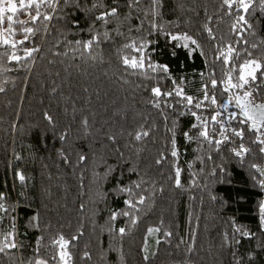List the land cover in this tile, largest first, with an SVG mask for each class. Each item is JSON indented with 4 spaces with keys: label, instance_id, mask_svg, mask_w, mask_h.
Listing matches in <instances>:
<instances>
[{
    "label": "trees",
    "instance_id": "1",
    "mask_svg": "<svg viewBox=\"0 0 264 264\" xmlns=\"http://www.w3.org/2000/svg\"><path fill=\"white\" fill-rule=\"evenodd\" d=\"M250 2L245 12L224 0H56L41 5L40 21L28 25L38 31L24 44H0V264H264V143L250 121L229 119L239 113L229 95L242 93L221 83L232 67L235 82L246 60L264 62V0ZM112 8L116 15L96 19ZM15 28L11 39L22 40ZM184 34L199 46L171 39ZM132 43L144 45L142 69L123 63L140 57L125 47ZM229 46L224 64L217 57ZM24 48L38 51L24 58ZM13 52L19 61L8 59ZM204 121L219 146L199 136ZM241 144L248 151L237 156ZM149 228L159 229V243L144 254Z\"/></svg>",
    "mask_w": 264,
    "mask_h": 264
},
{
    "label": "snow or ice",
    "instance_id": "2",
    "mask_svg": "<svg viewBox=\"0 0 264 264\" xmlns=\"http://www.w3.org/2000/svg\"><path fill=\"white\" fill-rule=\"evenodd\" d=\"M68 0H65V3H67ZM47 4L49 8H55L56 5V0H0V44L10 46L11 48L15 49L18 44H24L25 41L29 39L31 35H33L38 29L28 26L29 24H36L38 21H40V18L42 16V13L39 11L40 7L42 4ZM154 3H156V0H154ZM224 3L229 7L232 8L233 4H235L238 8H243L245 12H248L249 8L251 7V2L250 0H224ZM131 7V5H129ZM35 9V14L33 15L31 13L32 9ZM28 10V11H25ZM24 13L30 17L29 20H24L19 18L20 13ZM117 14V9L112 8L111 11L106 12L100 16H97V20H105L106 16H113ZM52 17L49 15H43V20H51ZM107 22V21H105ZM238 22L246 23V19L244 16H240L238 18ZM20 25V31L24 33V38L22 40H14L11 39V37H14L16 35V25ZM153 27H156V25H153ZM209 36H212L211 29L207 28V25H205ZM235 28V25H233ZM5 33H7V37H5ZM171 39L174 41H185L183 44V47L189 48V43L191 45H196L197 47L198 42L196 39L193 37L184 34V35H171ZM96 40V37H93L92 39L83 42V47L85 49H90L93 45V42ZM77 44H81V41H76ZM177 46H180L179 44ZM125 47L127 48H132L135 51L140 52V57H132L129 59L128 57L123 58V63L125 66L130 67L132 69H142L144 68V53H143V48L144 45H140V47H137L135 43L132 44H126ZM38 51L36 48L28 49L24 48V53L25 57L28 58L31 57L33 52ZM191 52L192 49H189ZM234 49L229 46L227 53L223 52L222 50L220 51V56L217 57V59H220L223 57V63L224 64H229L230 60L233 58L232 53ZM9 60H15L19 61L21 57L17 56L15 52H13L9 57ZM163 67V70L167 72V67L166 66H161ZM236 69L235 67H232L229 69V71L226 73L228 79L226 81H222L221 83L224 84V91L229 92L231 89H238L242 94L239 95H229V101L235 99V105L239 109V113H230L229 114V119H235L237 115L242 117L240 119L241 124H246L249 121L251 122L250 128L251 129H256L257 132L260 131L258 128V125H264V101L257 102L255 97L256 95H259L261 91H264V84H261L259 81L261 80V77H264V62L258 61L256 59H250L246 60L242 65L239 67V76L238 79L234 82L232 79V72H234ZM259 73V75H257ZM175 83V82H174ZM212 87L216 88L217 87V80L213 79L211 81ZM0 91H3L2 88H0ZM152 94L154 96H161V89L159 87H154L152 88ZM164 96H171V92H165L163 93ZM176 95L182 97V99H186L188 104L191 105L193 103V98L192 97H185L184 92L182 89L177 88L176 90ZM209 95L207 91H205L204 94V100H208ZM211 103L216 104L217 99L215 96L211 97ZM203 104V101H200L199 103L195 104L196 108H201ZM154 106L158 107V103H154ZM220 107L224 108L225 110L228 108V104L224 103L221 104ZM193 116H197L195 112L192 113ZM221 113L217 111L214 116L211 117L213 122L217 121V117H219ZM45 118L48 119L51 122V117H49L47 114H45ZM197 121H200V117L197 116ZM85 123H87L85 121ZM204 126L201 128L199 131V136L203 137L205 140H207L210 144L215 143L217 146H219L223 140H214L207 129V123L206 121L202 122ZM199 124H193L192 128H197ZM225 128L223 123H221V130H220V135L223 137V139H227V137L224 135ZM233 134L237 137L243 138V130H235L233 129ZM148 133L146 131L142 132H137L135 135L136 140H140L142 136H147ZM173 135H175V132L173 130ZM184 136L186 139L191 140L193 137L188 133L185 132ZM63 139V137H62ZM257 140L260 143H264V140L260 139V136L257 137ZM248 149L244 147L243 144L240 145L239 151H236V155L239 156L241 153L247 152ZM261 151L264 152V147L261 148ZM177 152L175 150V139L173 140V151H172V156H176ZM81 160H84L85 158L83 156L80 157ZM160 161H157L159 163ZM262 172V175H264V170H260ZM19 175V174H18ZM180 170L179 168L176 169V186L180 187ZM20 179H23L21 176ZM261 187L264 188V179L260 180ZM121 191H125V189H121ZM3 197L0 196V199ZM138 203H143V197L140 198ZM125 204L128 205L129 207H134L135 205L132 204L130 200H126ZM3 206L0 205V208ZM260 213H261V224L264 225V203H261L260 205ZM128 213H124V215H127ZM115 218V216L113 217ZM133 223H135V220H133ZM124 229L121 228L120 232L121 234L124 233ZM159 231L158 228H149L148 232L149 234L153 232ZM244 235H248L247 233H244ZM60 248H61V259L63 260L64 257L67 255L66 252L63 251V249L67 245V241L64 240L63 237L60 238V241H58ZM159 243V241H158ZM4 247H10V248H15L16 245L15 243L11 244H5ZM4 248L0 247V251H3ZM147 259V257H145ZM36 264H43L42 261H37Z\"/></svg>",
    "mask_w": 264,
    "mask_h": 264
},
{
    "label": "rangeland",
    "instance_id": "3",
    "mask_svg": "<svg viewBox=\"0 0 264 264\" xmlns=\"http://www.w3.org/2000/svg\"><path fill=\"white\" fill-rule=\"evenodd\" d=\"M5 37H6V33H5ZM258 128L260 129L259 135L264 140V125H258ZM261 170H264V165L261 167ZM261 179H264V175H262V172H261ZM157 241H158V231L153 232L151 234L148 233L144 254L145 252L147 254L150 253L153 250L154 246L156 245ZM8 242H10V238L8 239Z\"/></svg>",
    "mask_w": 264,
    "mask_h": 264
}]
</instances>
